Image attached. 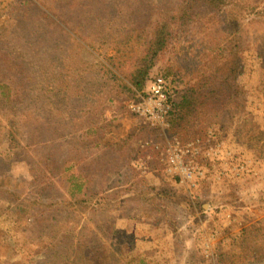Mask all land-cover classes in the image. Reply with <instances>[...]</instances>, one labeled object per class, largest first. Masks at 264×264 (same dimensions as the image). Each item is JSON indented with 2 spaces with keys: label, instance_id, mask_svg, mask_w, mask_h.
I'll return each instance as SVG.
<instances>
[{
  "label": "rangeland",
  "instance_id": "374dc122",
  "mask_svg": "<svg viewBox=\"0 0 264 264\" xmlns=\"http://www.w3.org/2000/svg\"><path fill=\"white\" fill-rule=\"evenodd\" d=\"M168 1L0 0V264H79L80 250L118 264L101 246L154 264H242V228L264 221V147L249 139L264 134V33L249 31L238 116L153 125L128 103L152 75L180 93L195 68L178 71L172 45L140 89L130 81ZM175 141H195L194 186L168 164Z\"/></svg>",
  "mask_w": 264,
  "mask_h": 264
},
{
  "label": "trees",
  "instance_id": "16d2710c",
  "mask_svg": "<svg viewBox=\"0 0 264 264\" xmlns=\"http://www.w3.org/2000/svg\"><path fill=\"white\" fill-rule=\"evenodd\" d=\"M168 4L170 7L160 13L147 33L143 55L133 66L131 83L140 89L157 56L174 45L178 47L175 57L181 64L176 69L195 68L188 71L190 76L180 93L171 94L167 88L171 104L167 120L179 128L195 122L206 129L214 122L210 120V125L205 126L208 120L205 117L211 118L215 112L233 111L238 116L246 101L237 80L242 73V55L250 42L249 31L264 33V0H170ZM192 33L193 43L201 46L202 52L190 51L193 46L184 42L183 38ZM197 34L201 35L195 39ZM203 57L205 61L197 69ZM229 91L233 92L232 96ZM0 96L7 97L8 93L2 92ZM213 104L217 106L215 111ZM251 134L249 139H254L255 148L259 142L264 147L263 132L257 129ZM6 176L0 175V182L10 179ZM76 190H82L80 184ZM237 243L241 250L236 257L242 264H264V221L242 228ZM101 248L107 260L117 252L118 258L114 259L118 264L123 261L124 264H154L147 255L134 249H127L123 255V250L111 252ZM80 252L79 264H90L84 252Z\"/></svg>",
  "mask_w": 264,
  "mask_h": 264
},
{
  "label": "built area",
  "instance_id": "2783aa9c",
  "mask_svg": "<svg viewBox=\"0 0 264 264\" xmlns=\"http://www.w3.org/2000/svg\"><path fill=\"white\" fill-rule=\"evenodd\" d=\"M167 88V83L161 75H152L142 92L128 103V110L145 118L153 125L167 126V117L171 109ZM196 153L195 141L186 144L175 141L166 149L169 166L180 169L181 181L189 183V186H194L196 180L204 175V169L194 165L192 157ZM184 159L189 162H184Z\"/></svg>",
  "mask_w": 264,
  "mask_h": 264
}]
</instances>
